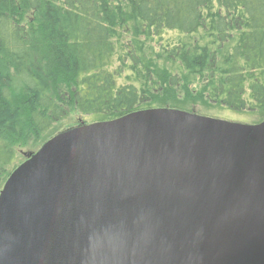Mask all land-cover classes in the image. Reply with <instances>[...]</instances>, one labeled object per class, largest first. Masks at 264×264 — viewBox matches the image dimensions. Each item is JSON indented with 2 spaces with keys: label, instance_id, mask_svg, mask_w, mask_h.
Instances as JSON below:
<instances>
[{
  "label": "water",
  "instance_id": "obj_1",
  "mask_svg": "<svg viewBox=\"0 0 264 264\" xmlns=\"http://www.w3.org/2000/svg\"><path fill=\"white\" fill-rule=\"evenodd\" d=\"M24 155L0 264H264V122L152 109Z\"/></svg>",
  "mask_w": 264,
  "mask_h": 264
},
{
  "label": "trees",
  "instance_id": "obj_2",
  "mask_svg": "<svg viewBox=\"0 0 264 264\" xmlns=\"http://www.w3.org/2000/svg\"><path fill=\"white\" fill-rule=\"evenodd\" d=\"M163 108L264 120V0H0V192L70 112Z\"/></svg>",
  "mask_w": 264,
  "mask_h": 264
},
{
  "label": "rangeland",
  "instance_id": "obj_3",
  "mask_svg": "<svg viewBox=\"0 0 264 264\" xmlns=\"http://www.w3.org/2000/svg\"><path fill=\"white\" fill-rule=\"evenodd\" d=\"M200 116H202V115H200ZM203 117H206V118L209 117V118H212V119H215L218 121L221 120V121H226L229 123L232 122V123H237V124H241V125L245 124V125H250V126L258 125V124H261L264 122V120L261 119L259 117V115L255 114L254 112L252 113V112L246 111V112H242V114H241V113H236L234 111L226 110L224 108H219L217 110L216 109H214V110L209 109L208 113L203 114ZM91 124H95L94 122H92V118H88L86 116H80L79 113H77V111L76 112L73 111V112H70L67 119L61 124V126H59V129H58L59 132L57 133V135L64 133V132H67V131L74 129V128H79L81 126L91 125ZM215 135L218 138H221V136H223L225 134L223 131H221L220 134H215ZM212 138H215V136L210 137L209 141H210V139L212 140ZM40 149L41 148H39L38 150H32L30 147H22L21 148V147L17 146L16 150L18 153V158H19L18 160L20 163L19 166L26 161V157L24 154L36 153ZM222 157L227 158L226 155H222Z\"/></svg>",
  "mask_w": 264,
  "mask_h": 264
}]
</instances>
